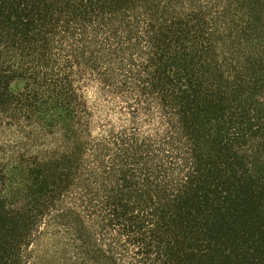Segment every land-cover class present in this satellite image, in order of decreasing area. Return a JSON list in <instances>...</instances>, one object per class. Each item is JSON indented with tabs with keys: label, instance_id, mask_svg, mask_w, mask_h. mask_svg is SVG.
I'll return each instance as SVG.
<instances>
[{
	"label": "trees",
	"instance_id": "obj_1",
	"mask_svg": "<svg viewBox=\"0 0 264 264\" xmlns=\"http://www.w3.org/2000/svg\"><path fill=\"white\" fill-rule=\"evenodd\" d=\"M264 264V0H0V264Z\"/></svg>",
	"mask_w": 264,
	"mask_h": 264
},
{
	"label": "rangeland",
	"instance_id": "obj_2",
	"mask_svg": "<svg viewBox=\"0 0 264 264\" xmlns=\"http://www.w3.org/2000/svg\"><path fill=\"white\" fill-rule=\"evenodd\" d=\"M48 226L42 229L31 248V264H79L68 235Z\"/></svg>",
	"mask_w": 264,
	"mask_h": 264
}]
</instances>
